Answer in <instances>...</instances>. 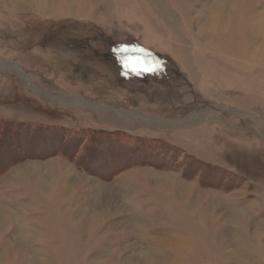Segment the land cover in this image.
<instances>
[{"label": "rangeland", "instance_id": "rangeland-1", "mask_svg": "<svg viewBox=\"0 0 264 264\" xmlns=\"http://www.w3.org/2000/svg\"><path fill=\"white\" fill-rule=\"evenodd\" d=\"M0 264H264V0H0Z\"/></svg>", "mask_w": 264, "mask_h": 264}, {"label": "snow or ice", "instance_id": "snow-or-ice-1", "mask_svg": "<svg viewBox=\"0 0 264 264\" xmlns=\"http://www.w3.org/2000/svg\"><path fill=\"white\" fill-rule=\"evenodd\" d=\"M119 51L122 53H128L130 51H132V52H137V51L143 52L144 50L143 49H129L127 47H124V48L120 49ZM123 63H124L125 67H132V70L135 71L137 74H139V67H143L142 64L139 67H137V65L131 61V58L125 59L123 61ZM143 70L144 71H153V69L149 68V67H143Z\"/></svg>", "mask_w": 264, "mask_h": 264}, {"label": "bare ground", "instance_id": "bare-ground-1", "mask_svg": "<svg viewBox=\"0 0 264 264\" xmlns=\"http://www.w3.org/2000/svg\"><path fill=\"white\" fill-rule=\"evenodd\" d=\"M226 1V0H225ZM223 2V1H222ZM216 3V2H215ZM27 4H30V2H28ZM37 5H39L38 3H36ZM217 4V3H216ZM215 5V4H214ZM214 8V7H213ZM216 11V9H215ZM219 11V10H218ZM215 14V13H214ZM220 17V16H219ZM223 19V18H222ZM219 23L217 22L216 19L211 18L209 19V21H207L205 27L202 28V34L203 35H207L208 33H211L212 29L216 26H218ZM40 184V183H39ZM145 260H150L149 258H146Z\"/></svg>", "mask_w": 264, "mask_h": 264}, {"label": "trees", "instance_id": "trees-1", "mask_svg": "<svg viewBox=\"0 0 264 264\" xmlns=\"http://www.w3.org/2000/svg\"><path fill=\"white\" fill-rule=\"evenodd\" d=\"M156 143H162L161 141H155ZM170 149H173V147L168 146Z\"/></svg>", "mask_w": 264, "mask_h": 264}]
</instances>
